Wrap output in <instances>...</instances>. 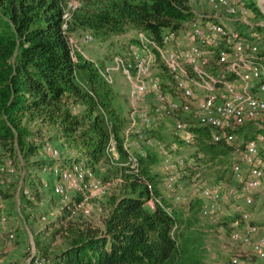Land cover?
Instances as JSON below:
<instances>
[{
	"label": "trees",
	"instance_id": "1",
	"mask_svg": "<svg viewBox=\"0 0 264 264\" xmlns=\"http://www.w3.org/2000/svg\"><path fill=\"white\" fill-rule=\"evenodd\" d=\"M66 12L62 0H0V146L28 159L38 151L31 126L52 128L55 138L77 154L73 163L95 170L107 161L112 135L121 155L130 158L123 144L127 118L115 105L112 85L90 59H74L69 34L90 31L108 41L133 29L159 39L164 30L179 29L196 15L190 0H83L70 20ZM75 105L83 107L82 114L73 112ZM198 134L203 150L214 147L207 141L221 145L211 142L206 129ZM135 156L138 170L123 172L104 227L70 223L65 247L54 260L50 257L54 264H204L205 248L183 217L199 218L205 203L191 202L184 211L165 198L163 207L148 208L157 156L150 150ZM30 163L43 168L37 160ZM25 186L39 201L46 191L54 193L38 174Z\"/></svg>",
	"mask_w": 264,
	"mask_h": 264
},
{
	"label": "built area",
	"instance_id": "2",
	"mask_svg": "<svg viewBox=\"0 0 264 264\" xmlns=\"http://www.w3.org/2000/svg\"><path fill=\"white\" fill-rule=\"evenodd\" d=\"M206 1L211 16L196 17L179 29L164 30L159 39L137 30L128 51L114 56L112 66L99 67V73L106 83L112 84V72L121 70L130 83L131 111L128 119L131 130L125 132L123 144L130 152L129 159L135 169L138 168L135 154L144 157L146 149L154 146L152 140L145 137L143 128L154 129L162 121L176 120L170 132L175 143L168 149L159 148L163 155L165 185L176 202L185 201L186 187L182 183L177 185L179 166L170 151H176L180 143L191 145L197 141L199 129H206L215 144L236 145L237 158L232 164V173L239 184L229 193L239 197L232 205L233 216L237 219L230 224L234 230L230 238L240 246L235 247L237 253L231 257V263L253 264L250 259L242 257L241 252L264 262V218L255 222L252 217V208L259 200L264 201L255 199L256 194L264 195V56L257 41L227 24L238 14L246 17L250 13L245 2ZM259 1L264 10V0ZM65 17L67 20V14ZM84 39L89 41L93 37L86 34ZM68 43L76 60V52L80 48L70 36ZM161 67L170 82L160 76ZM163 84H170L169 89ZM146 97L151 99V105L144 107L141 104L150 100ZM247 126L255 127L257 131L237 146L238 132ZM114 143L110 139L107 154L115 150ZM57 155L55 151L52 158ZM184 163L181 158V168ZM9 172L13 173L14 168L9 167ZM56 175L59 184L53 191L66 205L71 203L69 190L83 192L79 206L86 201L87 191L83 189H87L91 196L106 195V188L82 163H73ZM222 189L221 184L209 186L200 180L193 184L194 195L205 201L203 216H211L213 222L219 219V204L226 196ZM152 200L155 203L153 209L163 207L159 199ZM164 209L169 211L166 207ZM241 223L248 230L246 234L241 235L237 231ZM15 239L13 231L0 238V264H6L4 248ZM30 264H54V261L33 252Z\"/></svg>",
	"mask_w": 264,
	"mask_h": 264
},
{
	"label": "rangeland",
	"instance_id": "3",
	"mask_svg": "<svg viewBox=\"0 0 264 264\" xmlns=\"http://www.w3.org/2000/svg\"><path fill=\"white\" fill-rule=\"evenodd\" d=\"M62 1L66 5L67 20H70L72 13L82 4L83 0ZM241 1L248 5L250 13L246 17L238 14L227 21V24L235 27L247 38L257 41L261 55L264 56V10L261 8L259 0ZM190 3L197 18L211 16V9L206 0H190ZM131 30L123 36L114 35L108 41H100L90 31L71 33L69 36L80 48V51L76 52L75 58L77 59L78 55H82L90 59L99 73V67L112 66L114 56L125 54L128 51V47L132 43L130 41L134 39L137 31ZM86 34H91L93 40L86 41L84 39ZM159 69L160 76L170 82L166 71L162 67ZM112 76L113 83L109 85H112L116 96L115 105L124 111L127 118L125 135L126 131L131 130L128 119V114L131 111L129 101L131 87L121 70H114ZM163 86L169 89L170 84H163ZM146 98L147 100L150 99ZM141 105L144 107L151 105V99ZM82 110L84 109L81 105L73 106V112L76 115L82 114ZM191 119L194 120L195 118ZM175 121L170 118L157 124L154 129L143 128L145 137L150 138L154 145L152 148H147L146 151L151 149L150 151L157 156V162L151 169L152 175L155 176V186L150 185L152 197L147 202V207L153 209L155 203L152 199L156 198L162 202L165 198H171L173 203L177 204L176 206H180L185 211L191 202L196 204L198 200H202L205 203L200 196L194 195L193 184L196 180H200L201 183L209 186L221 184L226 196L219 204L217 222H213L211 216L204 217L202 212L199 218L187 213L183 219L185 225H192L191 229L188 230L193 233L196 239L201 241L205 248L204 264H232L231 257L237 253L235 247L240 246L230 238V233L234 231L230 224L237 219L233 216L232 205L236 203V199L239 197V195L229 193L231 188H236L239 184L232 173V164L237 158L235 154L236 145L234 144L233 147L223 144L214 145L207 141V144L214 147H211L210 150H203L199 139L191 145L178 142L180 144H178L176 151H170V154L179 166L177 185L182 183L186 188L185 201L176 202L175 197L171 196L165 185L166 175L162 169L163 155L159 153L160 147L168 149L175 143L170 135ZM31 128L35 132V137L31 139V143L38 147L34 156L25 159L19 151L11 155V152L0 146V238H4L6 232L9 231H13L16 236L15 241L4 248L6 250V264H30L33 252L45 254L54 260L56 255L65 247L63 236L70 223L88 224L102 229L112 207V200L119 194L124 182L123 172L134 170V165L130 159L121 155L112 135L111 139L115 141L114 146L116 148L107 154V161L101 163L95 170L88 167L96 181H99L106 188V195L91 196L87 189H83V191H87L86 201L84 205L79 206L78 204L82 202L83 198V192L80 190H69L71 203L68 205L62 202L55 193L46 191L47 194L44 199L39 201L29 194V187L25 186L26 179L31 175H41L44 183L48 186L53 185L54 190L59 184L56 173L70 167L73 164L72 159L77 154L66 143L55 138L56 131L54 129L44 127L42 131H38L36 125H32ZM256 131L257 128L248 126L239 130L237 146L242 145ZM221 149L224 150V153ZM55 151L58 152V155L56 158H52ZM214 157L216 159L213 161ZM181 158L186 162L182 168ZM33 160L42 162L43 168L40 169L32 165L30 162ZM187 163L190 165L188 166ZM9 167L14 168L13 173L9 172ZM48 186L45 190H48ZM153 188L157 189L159 194H156ZM256 197L257 199H264V195L261 193L256 194L255 199ZM242 225L243 223L237 229L241 235L248 231ZM240 254L244 258L250 259L253 264H264L263 261L256 260L249 254L243 252Z\"/></svg>",
	"mask_w": 264,
	"mask_h": 264
},
{
	"label": "crops",
	"instance_id": "4",
	"mask_svg": "<svg viewBox=\"0 0 264 264\" xmlns=\"http://www.w3.org/2000/svg\"><path fill=\"white\" fill-rule=\"evenodd\" d=\"M131 31H133V30H131ZM126 34H124V35H126ZM149 150H151V149H149ZM252 217H253V221H255V222H261L263 220V218H264V201L259 200L257 202V205L252 208Z\"/></svg>",
	"mask_w": 264,
	"mask_h": 264
}]
</instances>
